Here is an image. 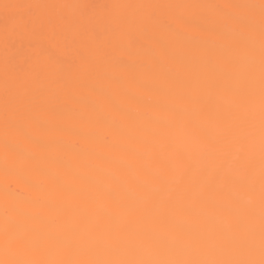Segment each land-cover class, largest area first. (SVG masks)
Here are the masks:
<instances>
[{
    "label": "bare ground",
    "instance_id": "6f19581e",
    "mask_svg": "<svg viewBox=\"0 0 264 264\" xmlns=\"http://www.w3.org/2000/svg\"><path fill=\"white\" fill-rule=\"evenodd\" d=\"M262 179V0H0V261L260 264Z\"/></svg>",
    "mask_w": 264,
    "mask_h": 264
},
{
    "label": "snow or ice",
    "instance_id": "6c2138e0",
    "mask_svg": "<svg viewBox=\"0 0 264 264\" xmlns=\"http://www.w3.org/2000/svg\"><path fill=\"white\" fill-rule=\"evenodd\" d=\"M264 2V0H262ZM262 204H264V179H262ZM262 237H264V216H262ZM18 246H27L30 243V238L24 235L16 241ZM0 264H34V262L29 261H0ZM87 264H101V262H87ZM102 264H125V262L119 261H105ZM137 264H143V262H137ZM169 264H192V262H169ZM207 264H221V262H207ZM252 264V262H249ZM260 264H264V259L260 261Z\"/></svg>",
    "mask_w": 264,
    "mask_h": 264
}]
</instances>
